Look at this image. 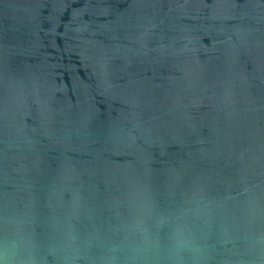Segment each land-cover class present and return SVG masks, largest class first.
<instances>
[{
	"label": "water",
	"instance_id": "95a60500",
	"mask_svg": "<svg viewBox=\"0 0 264 264\" xmlns=\"http://www.w3.org/2000/svg\"><path fill=\"white\" fill-rule=\"evenodd\" d=\"M0 264H264V0H0Z\"/></svg>",
	"mask_w": 264,
	"mask_h": 264
}]
</instances>
